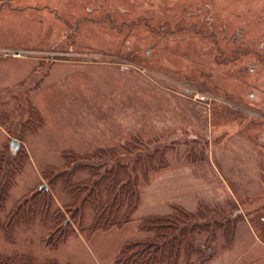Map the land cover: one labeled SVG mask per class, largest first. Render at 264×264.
<instances>
[{
	"label": "rangeland",
	"instance_id": "374dc122",
	"mask_svg": "<svg viewBox=\"0 0 264 264\" xmlns=\"http://www.w3.org/2000/svg\"><path fill=\"white\" fill-rule=\"evenodd\" d=\"M1 158L2 222L43 191L74 232L4 225L0 264H121L160 229L158 264H264V0H0Z\"/></svg>",
	"mask_w": 264,
	"mask_h": 264
},
{
	"label": "trees",
	"instance_id": "16d2710c",
	"mask_svg": "<svg viewBox=\"0 0 264 264\" xmlns=\"http://www.w3.org/2000/svg\"><path fill=\"white\" fill-rule=\"evenodd\" d=\"M4 158H1L0 161H3ZM1 172V167H0ZM65 174L67 176V173H64L62 176L65 177ZM128 183V182H125ZM95 188H98V190L95 192ZM122 190H127L129 193L134 194L136 191H134V187H132L131 184L123 185ZM7 187L3 188L0 192V213L4 209V193H6ZM92 194H96V197L99 196L100 188L94 187V190H91ZM87 201V199H86ZM84 205V203H83ZM81 205V207L83 206ZM69 207V206H68ZM80 207V208H81ZM121 207V203L117 204V210ZM79 210V209H78ZM77 210V211H78ZM75 212L74 216L77 215L78 212ZM41 220L44 224L47 225L50 223L52 227H55V230L53 234L51 235V241L50 244L57 245L64 240L67 239V237L74 232V230L70 226L71 220H68L64 217L63 211L60 207H54V199L49 194H44L43 191H38L35 193L32 197V199L26 203L20 204L17 209L13 212L10 220L5 224L1 220L0 216V228L7 227L10 228L15 225H19L21 223L24 224H30L36 219ZM95 228H107L111 225H114L118 221L115 220H107L104 222H101L99 218H97ZM67 220V221H66ZM66 221V224L63 225L62 223ZM147 225H145L146 227ZM171 228V227H168ZM171 231H163L162 229L158 230L156 232V236L158 238H163V242L161 244L156 243H149L148 240H142L140 242H137L135 244H127L123 249V256L118 257V261L121 264H158L162 260H164L166 257H169L171 253L173 252V249L177 246V242L179 241V237L184 234L181 232L180 234L172 233ZM171 234V235H170ZM149 243V244H148ZM180 243V241H179ZM135 245L143 246V249L140 250L141 252H138V255L134 252H132ZM1 264H35L30 259H25L24 257L14 258L9 257V259H4ZM46 264H54L51 261L46 262Z\"/></svg>",
	"mask_w": 264,
	"mask_h": 264
},
{
	"label": "built area",
	"instance_id": "2783aa9c",
	"mask_svg": "<svg viewBox=\"0 0 264 264\" xmlns=\"http://www.w3.org/2000/svg\"><path fill=\"white\" fill-rule=\"evenodd\" d=\"M14 54L20 56V55L23 54V51H21V50H16V51L14 52ZM200 97H201L202 99H205V98H206V95H201Z\"/></svg>",
	"mask_w": 264,
	"mask_h": 264
}]
</instances>
